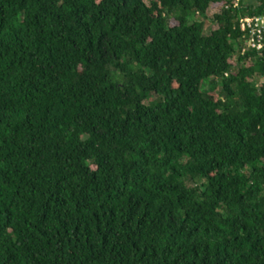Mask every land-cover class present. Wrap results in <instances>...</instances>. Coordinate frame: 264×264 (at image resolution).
<instances>
[{"label": "trees", "instance_id": "obj_1", "mask_svg": "<svg viewBox=\"0 0 264 264\" xmlns=\"http://www.w3.org/2000/svg\"><path fill=\"white\" fill-rule=\"evenodd\" d=\"M247 1L0 0V264H264Z\"/></svg>", "mask_w": 264, "mask_h": 264}, {"label": "built area", "instance_id": "obj_2", "mask_svg": "<svg viewBox=\"0 0 264 264\" xmlns=\"http://www.w3.org/2000/svg\"><path fill=\"white\" fill-rule=\"evenodd\" d=\"M243 0H235L234 8L238 9L241 6ZM254 0H248L244 2L245 6L254 5ZM262 12L256 15L241 16L239 24L241 30L245 32L244 38L241 41L242 53L251 51L257 53L259 56L264 57V4L261 5Z\"/></svg>", "mask_w": 264, "mask_h": 264}, {"label": "rangeland", "instance_id": "obj_3", "mask_svg": "<svg viewBox=\"0 0 264 264\" xmlns=\"http://www.w3.org/2000/svg\"><path fill=\"white\" fill-rule=\"evenodd\" d=\"M249 6V5H248ZM220 10H213V9H210L209 11H208V18H209V20L206 22V33H208L209 32V28H210V26L212 25V23H213V16H214V14H216V13H218ZM210 88V86H207L206 87V89H209Z\"/></svg>", "mask_w": 264, "mask_h": 264}]
</instances>
